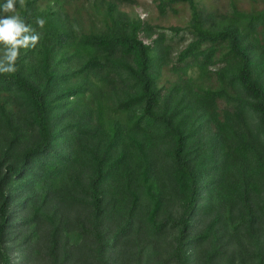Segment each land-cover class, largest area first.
Masks as SVG:
<instances>
[{"label": "trees", "instance_id": "16d2710c", "mask_svg": "<svg viewBox=\"0 0 264 264\" xmlns=\"http://www.w3.org/2000/svg\"><path fill=\"white\" fill-rule=\"evenodd\" d=\"M156 2L188 27L121 12L137 0L17 6L43 36L0 75V264L32 260L37 233L50 264H115L144 226L175 231V264H233L238 235L264 264V0Z\"/></svg>", "mask_w": 264, "mask_h": 264}, {"label": "rangeland", "instance_id": "374dc122", "mask_svg": "<svg viewBox=\"0 0 264 264\" xmlns=\"http://www.w3.org/2000/svg\"><path fill=\"white\" fill-rule=\"evenodd\" d=\"M138 4L129 6L125 5L120 8L121 12H125L129 14L131 17L135 19H140L144 22H148L153 26H160L165 29H169L170 27H180L187 28L191 18V9L189 6H183L178 9V13H174L173 11H168L166 14H162L158 8V2L156 0H137ZM198 6L207 12L218 11L219 13H229L233 10L234 5L236 4L242 10H248L251 8V0H196ZM235 3V4H234ZM90 17V16H88ZM103 16H101L102 18ZM90 20V19H89ZM97 20V19H96ZM101 26V19L99 20L98 27ZM172 35L171 33H168ZM186 40L189 41L191 39L188 33H184ZM177 39V38H176ZM177 47L176 52H178L179 48H184L186 44H178L175 40V44ZM177 55V54H174ZM191 74L193 73L190 72ZM195 74V72H194ZM164 77H167L170 80L176 79V74L172 71H167L164 73ZM140 234L138 235L137 240L134 239L127 247L124 248V251L120 258L117 259L115 264H175L172 261L171 255L173 252L172 245L175 241V231L170 228L165 230L163 233L156 235L153 234L152 229L149 226H144L140 230ZM238 239L235 238V241L230 243L228 247V252L231 253L233 248H237L236 257L233 259V264H258V260L254 258L252 248L246 244L245 247H240L238 245V240H241L240 235H238ZM40 234L37 233V236L33 240V244L37 248L35 252H33L32 260H26L25 256L28 254L17 253L16 248H12L10 251L13 264H50L47 259L43 260L44 250L41 245L42 242L39 240ZM70 243L76 247L82 246L85 247L86 250L88 247H92L91 243L84 239V237L76 232L69 234ZM211 240V237L210 239ZM41 242V243H40ZM237 244V246H236ZM224 252L226 248L220 249ZM206 251L205 246H200L197 252L199 254H204ZM88 253V250H87ZM194 250L191 251V255L194 256ZM241 253V254H240ZM230 255H223V261L221 264H231L229 262ZM241 256L243 260L241 261ZM216 260V259H214ZM73 262V261H72ZM52 264V263H51ZM70 264H97L95 262L90 261H82L75 262Z\"/></svg>", "mask_w": 264, "mask_h": 264}, {"label": "clouds", "instance_id": "9594fccd", "mask_svg": "<svg viewBox=\"0 0 264 264\" xmlns=\"http://www.w3.org/2000/svg\"><path fill=\"white\" fill-rule=\"evenodd\" d=\"M26 8V0H3L0 3V75L13 76L18 71L21 50L35 49L43 32L37 31L19 14L17 6ZM41 30L47 20L37 17L35 21Z\"/></svg>", "mask_w": 264, "mask_h": 264}]
</instances>
